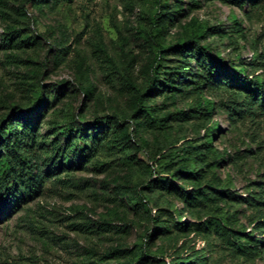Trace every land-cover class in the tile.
Wrapping results in <instances>:
<instances>
[{"label":"rangeland","instance_id":"374dc122","mask_svg":"<svg viewBox=\"0 0 264 264\" xmlns=\"http://www.w3.org/2000/svg\"><path fill=\"white\" fill-rule=\"evenodd\" d=\"M191 39L264 85V0H0V264H264V99Z\"/></svg>","mask_w":264,"mask_h":264},{"label":"trees","instance_id":"16d2710c","mask_svg":"<svg viewBox=\"0 0 264 264\" xmlns=\"http://www.w3.org/2000/svg\"><path fill=\"white\" fill-rule=\"evenodd\" d=\"M161 19H162V13L159 10H156L153 14L152 23H151V26H150L149 31H148L149 36L153 39L155 38V36L153 35L152 32L155 28L158 27L159 21H161ZM154 45H155V52H154L153 59H152V65H155L157 63V61L159 60V56L163 51L174 49L177 47L184 50V49L190 48L189 45H192L193 47H195L197 49L200 56L202 57L203 62L207 65V68H208L207 70H208V74L210 77H214L215 75H219V74H225L226 76H230L233 79L243 80L244 83L248 84L251 88L253 87L256 96H260L261 98L264 99V85L263 84L259 83L257 80L249 77L246 74H242L238 71H232V72L229 71L226 68L224 61L214 58L206 50L205 47H202L198 43V40L191 39V40L183 42L179 45H175V46L173 45V46H168V47H162L161 44H159L158 42H155ZM187 45H188V47H186ZM155 86L156 85H153L152 89H154ZM142 97H143L142 93H136L135 94L134 102H133L134 110H137V109L143 107V106H141ZM43 106H44V102L43 103L39 102L37 104L36 108L37 109L42 108ZM262 106L264 108V104H262ZM143 110H145L148 113V111L144 107H143ZM148 115H150V113H148ZM6 125H7V129H8V135L11 136L14 132V123L8 122ZM0 148H3L6 153L8 152V150H13V151L16 150L19 154V155H16L17 157H20L23 154H26L29 152V145L28 144H21V145H18V147H16L14 142H10L7 139V137H5V135L3 137H0ZM5 163H6L7 168H6V171L4 172V174L7 177V176L11 175V170H10V165H9V157L7 155H5ZM155 165H156V161H153L148 166L152 170L151 176H155V171H153V169L155 168ZM180 172L181 173L187 172L186 168L183 167V169H181ZM4 184H5L4 188L1 192L2 198L0 199V204L6 205V204H9L17 196L18 189L15 185L16 184L15 180L12 181L11 185H7V179L4 178ZM1 212L2 211L0 210V214H1ZM147 237H149V234L146 235V237L143 240L142 245H141L142 252H144V253L146 252L145 240L147 239ZM172 264H176V263H172Z\"/></svg>","mask_w":264,"mask_h":264}]
</instances>
